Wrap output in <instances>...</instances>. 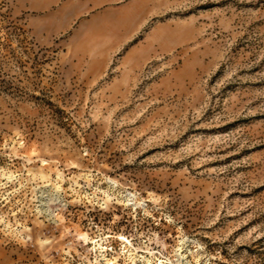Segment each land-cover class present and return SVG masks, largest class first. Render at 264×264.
Segmentation results:
<instances>
[{
  "label": "rangeland",
  "instance_id": "374dc122",
  "mask_svg": "<svg viewBox=\"0 0 264 264\" xmlns=\"http://www.w3.org/2000/svg\"><path fill=\"white\" fill-rule=\"evenodd\" d=\"M179 261L264 264V0H0V264Z\"/></svg>",
  "mask_w": 264,
  "mask_h": 264
},
{
  "label": "bare ground",
  "instance_id": "6f19581e",
  "mask_svg": "<svg viewBox=\"0 0 264 264\" xmlns=\"http://www.w3.org/2000/svg\"><path fill=\"white\" fill-rule=\"evenodd\" d=\"M108 182L111 184V185H114L115 184V182H113V181H111V180H108ZM132 196L133 195H131V194H128V195H126V199H125V201L127 202L126 204L128 205V204H131V205H133V206H137L138 204L137 203H135V202H132ZM123 197V196H122ZM132 202V203H131ZM46 204V203H45ZM140 205V204H139ZM46 205H44V207H45ZM44 213L47 215V216H50V217H52L53 218V216H55V215H53V213H51V211L49 210V208L47 207V208H44ZM124 239V238H123ZM122 239V240H123ZM125 240V239H124ZM103 250V249H102ZM182 260V259H181ZM179 264H182V263H180V261H179Z\"/></svg>",
  "mask_w": 264,
  "mask_h": 264
}]
</instances>
